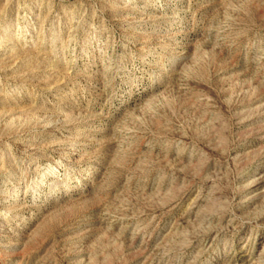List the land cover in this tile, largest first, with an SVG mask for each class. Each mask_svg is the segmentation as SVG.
<instances>
[{
    "label": "rangeland",
    "instance_id": "rangeland-1",
    "mask_svg": "<svg viewBox=\"0 0 264 264\" xmlns=\"http://www.w3.org/2000/svg\"><path fill=\"white\" fill-rule=\"evenodd\" d=\"M0 264H264V0H0Z\"/></svg>",
    "mask_w": 264,
    "mask_h": 264
}]
</instances>
